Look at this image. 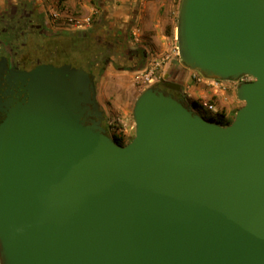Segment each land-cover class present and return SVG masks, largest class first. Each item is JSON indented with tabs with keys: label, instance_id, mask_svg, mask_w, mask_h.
<instances>
[{
	"label": "water",
	"instance_id": "95a60500",
	"mask_svg": "<svg viewBox=\"0 0 264 264\" xmlns=\"http://www.w3.org/2000/svg\"><path fill=\"white\" fill-rule=\"evenodd\" d=\"M175 32L188 69L252 79L232 121L149 86L118 145L84 124V69L22 73L0 123V264H264V0H180Z\"/></svg>",
	"mask_w": 264,
	"mask_h": 264
},
{
	"label": "crops",
	"instance_id": "0c3cea01",
	"mask_svg": "<svg viewBox=\"0 0 264 264\" xmlns=\"http://www.w3.org/2000/svg\"><path fill=\"white\" fill-rule=\"evenodd\" d=\"M61 1L73 14L91 15L90 30L102 36L110 32L112 36L126 42V46L142 48L146 54L145 66L156 62L159 70L176 71L187 103L203 99L210 93L207 87L211 86V81L203 78L199 72L188 69L176 55L174 43L180 0ZM56 3L57 0H0V12L6 13L15 5H28L41 15L44 28L51 30L46 23L45 10ZM114 71L112 64H107L101 83L112 81ZM114 92V89H111V93L101 90L98 94L100 103L104 104L106 99L112 97L109 106L111 117L128 118V102H122ZM220 93L223 95V92ZM230 114V109H227L226 117L229 118Z\"/></svg>",
	"mask_w": 264,
	"mask_h": 264
},
{
	"label": "flooded vegetation",
	"instance_id": "af4514ba",
	"mask_svg": "<svg viewBox=\"0 0 264 264\" xmlns=\"http://www.w3.org/2000/svg\"><path fill=\"white\" fill-rule=\"evenodd\" d=\"M89 30L71 32L73 35H69L66 39L84 41L90 38ZM49 31L44 28L41 15L28 5H15L6 13L0 12V61L4 58L6 66V70L0 76V123L6 117L11 104L21 102L27 97L26 84L19 80L22 73L28 72L41 64H51L56 67L62 64H70L68 60L62 61L53 50H48V47H46L48 42L63 38L58 33L67 32ZM95 43L101 45L102 48L111 50L117 47L118 43H122L124 47H127L126 42L112 36L110 32L106 33L105 40L102 42H100L99 37L95 38ZM84 68L91 77L95 102L97 103V107H91L92 116L87 118L84 124L92 125L99 120L100 126L105 130L106 114L98 98L95 76L90 68ZM155 82L153 87L163 92V94L170 95L186 104L176 71H168ZM174 84L179 85V89L172 86Z\"/></svg>",
	"mask_w": 264,
	"mask_h": 264
},
{
	"label": "rangeland",
	"instance_id": "374dc122",
	"mask_svg": "<svg viewBox=\"0 0 264 264\" xmlns=\"http://www.w3.org/2000/svg\"><path fill=\"white\" fill-rule=\"evenodd\" d=\"M58 34H61L63 38H60L57 41L48 42L46 46L48 47V50H53L54 53L57 54V57H59L62 61L68 60L73 67H81L82 69H85L84 67L90 68V71L95 76V86L97 89V94H99L101 90L111 93V89H114V94H117L121 98L122 102H128V107L126 108V110H128V118H120L131 124L133 122L132 108L134 101L141 91L149 87H143V85L138 81V74L144 67H146L145 65L142 66V64H144L145 62V51L142 48L138 47H124L122 43H118L119 45L117 47H114L112 50L108 48H102L101 45H97L95 43V38L99 37L100 42H102L105 40V36H102L101 34L94 32L93 30H89L90 38L85 39L84 41H70L66 39L69 35L72 34L71 32ZM174 45L175 47H177L176 40ZM136 49L142 51L143 53V57L139 60L132 57L134 55V50ZM175 51L177 52V48H175ZM176 55L178 57V54ZM109 63H111L113 68L115 69V75L112 77V81L110 80V82L101 83L105 67ZM167 72L168 71L157 69V80L159 79L161 74L165 75ZM199 74L203 76L201 73ZM203 78L206 77L203 76ZM206 79L209 80V82H220H218V84H215L214 86H206L207 88H210V93L207 96L203 97V99L199 100L212 101V104L216 106V113L222 111L225 118H227L226 110L230 109L231 114L227 119L232 121L235 111L243 105V102L239 101L236 97V88L240 83L243 82H238L236 80L221 81L219 79ZM246 80L251 81L252 79L248 77L246 78ZM246 80L244 82H246ZM155 83L156 82H154V84ZM220 92H223V95ZM111 99L112 97H109V99H106V102L102 104L103 110L106 114L105 126L107 123V119L111 117V113L109 112ZM195 111L197 112V114L203 116L207 120H210L209 118H216V113L209 112L205 109H195Z\"/></svg>",
	"mask_w": 264,
	"mask_h": 264
},
{
	"label": "built area",
	"instance_id": "2783aa9c",
	"mask_svg": "<svg viewBox=\"0 0 264 264\" xmlns=\"http://www.w3.org/2000/svg\"><path fill=\"white\" fill-rule=\"evenodd\" d=\"M46 23L51 30L56 32H85L92 26L91 15H77L69 11L61 0H57L54 7H47L45 10ZM177 54V52H176ZM159 64L152 62L144 67L138 74V81L143 87L152 86L157 80L156 70ZM248 76H241L236 81L244 82ZM228 81V80H221ZM220 81L211 82V86L218 84ZM196 109H205L209 112L216 113V106L208 100H197ZM105 129L108 133L114 134L121 142L128 143L134 134V122L131 124L122 120L120 117H110L107 119Z\"/></svg>",
	"mask_w": 264,
	"mask_h": 264
},
{
	"label": "trees",
	"instance_id": "16d2710c",
	"mask_svg": "<svg viewBox=\"0 0 264 264\" xmlns=\"http://www.w3.org/2000/svg\"><path fill=\"white\" fill-rule=\"evenodd\" d=\"M49 31V30H48ZM49 32H53V31H49ZM134 59L136 58V59H141L142 57H143V53H142V51H140V50H134V55L132 56ZM210 103H212V101H209ZM183 103V102H182ZM187 104V105H186ZM186 104H183L185 107H187V108H190L192 111H194L195 113H197L196 111H195V109L197 108V102L195 101V102H193V103H187L186 102ZM210 120L209 121H212V122H214V123H217V124H219V125H222V126H225V125H227V124H229L230 122H231V120H229V119H227V118H225L224 117V113L222 112V111H220V112H217L216 113V118H209ZM106 130V129H105ZM106 135L108 136V137H110L116 144H118V145H124V143L123 142H121L114 134H112V133H108V131L106 130ZM130 140H131V138H130ZM129 140V141H130Z\"/></svg>",
	"mask_w": 264,
	"mask_h": 264
}]
</instances>
